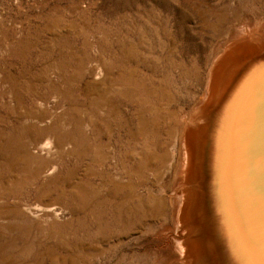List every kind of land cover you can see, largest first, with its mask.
<instances>
[{"label": "rangeland", "instance_id": "1", "mask_svg": "<svg viewBox=\"0 0 264 264\" xmlns=\"http://www.w3.org/2000/svg\"><path fill=\"white\" fill-rule=\"evenodd\" d=\"M247 29L264 33V0H0V33L6 36L0 34V71H16L14 75L24 80L27 89L42 70L50 77L63 68L60 98L53 94L54 86L29 85L31 92L46 94V117L56 114L62 119L61 129L32 130L31 140L41 144L49 133L57 140L70 136L71 118L92 124L87 135L82 132L71 138L73 146L63 145L50 159L39 156L37 166L45 171L54 165L60 182L66 180L60 184L63 191L77 184L100 191L94 212L83 214L77 202V217L67 209L74 206L68 196H42L36 191L39 180H26L37 166H29L26 172L17 166L10 172L0 159L1 216L14 217L19 206L29 205L36 213L43 205L56 206L57 227L62 232H55L40 248L53 247L61 256L73 257L76 264H153L154 257L162 259L159 264H167L173 255L168 252L171 240L178 236L170 198L174 191L180 194L175 170L182 126L201 106L216 55ZM12 38L22 39L26 50L15 45L16 53L9 52ZM0 85V118L4 120L0 127L14 135L17 126L7 105V85ZM33 95L27 97L32 109ZM139 108H152L145 114L150 125L145 133H136ZM46 125L49 122L42 127ZM82 130L86 132L84 126ZM146 156L152 161L148 166L142 162ZM114 179L125 186L124 194L140 198L144 207L137 216L118 219L113 214V204L107 202V180L118 182ZM120 201L118 196L116 202ZM46 222L43 217L38 223L48 228ZM8 225L14 232L0 230V256L22 263L27 256L23 248L31 238L20 234L23 223L10 220ZM19 251H26L23 257ZM44 262L51 264L47 258Z\"/></svg>", "mask_w": 264, "mask_h": 264}, {"label": "bare ground", "instance_id": "2", "mask_svg": "<svg viewBox=\"0 0 264 264\" xmlns=\"http://www.w3.org/2000/svg\"><path fill=\"white\" fill-rule=\"evenodd\" d=\"M244 28H247V26H243V29ZM0 34L2 38H6L3 31H1ZM9 40L7 47L9 52L16 53L14 52L15 45H17L18 48H22V52L26 50L22 39L13 40L12 38ZM3 46L4 45H2V47ZM19 51L21 52V50ZM13 55L14 54H12V56ZM9 65L11 66V64ZM21 66L24 67L25 65L23 66V64H21ZM62 69L63 68L59 67L58 71L53 72L50 77H47L45 71L43 72L42 70V74L39 75V77L36 76L37 79L33 80L39 87L43 86L44 83L54 86L53 91L56 92L53 94L59 97L60 94L58 87L60 86L61 72H63ZM23 71H25L24 68ZM0 72L3 76L1 77L0 84L3 83L7 85V90L5 89L9 96L7 105L8 107L10 106L12 111V116L14 117V122L16 124L14 126H17L16 132L14 131L15 134L13 133L14 135H11V133L0 127V159L10 172L15 171L16 169L14 170V168L17 166H20V171L26 172L28 168H30L29 166L38 165L37 161L40 159L39 156L43 157L45 155V157L50 159L55 151L61 150L63 145L73 146L74 140L71 138H74L77 133L83 132L87 135V130L92 127V124L83 123L71 118V120H69L70 136H66V134L61 135L58 137L59 140H57L54 133H49V137H47L41 144L37 143L35 140L32 141L31 136L34 133V131L31 132L32 130H47L48 132L50 129L52 130L54 128V130L57 131L62 128H59L62 119L58 118V115L56 114L46 117V100H44L46 94H42L39 90H37V94L36 92H31V86L35 82L32 85L27 84V89H25L23 86H26V83L17 75H14L16 71L14 74L7 69ZM19 73L20 72L17 74ZM21 75L22 74H20V76ZM24 76L27 77L26 75ZM262 77L264 111V33L259 34L257 29H247L246 31L241 32V35L238 36L237 39L228 43L225 46V49L220 52L218 56L216 55L207 75L204 96L200 102L201 106L196 108L198 109L196 112L193 111L194 113L182 126L178 168L175 170V179H180V194L177 191H174L170 198V204L174 208L173 224L176 228L175 233H178V236H173V239L171 240L172 248H168V252L173 255L167 259V264H259L262 256L260 253L254 252L247 241L244 240L246 244L244 243L238 230L235 216L232 214V209L227 204V194L224 189L221 191V183L224 177L223 168L225 170L227 154L230 152L228 146L231 144V132L234 124L233 120L235 118V114L233 115L234 110L235 108L237 110L238 107L240 110L244 108L248 102V98L247 100L244 99L247 94L249 98L254 96L253 100L255 98L258 100L260 99L259 81ZM29 85H31V88H29ZM3 88H6V86L4 87L3 85ZM29 93L30 97L32 96V93L34 94V109L29 107L27 103ZM244 100L245 102L243 103ZM237 103L239 104L237 105ZM151 110L152 108H139L136 110L135 118L137 117L138 125L136 133L146 132L145 130L149 125V121L145 114ZM110 116H112V112L109 109L107 101V117ZM73 117L75 116L73 115ZM3 121V118H0V126ZM45 122H49V125L42 127ZM83 126L86 132L82 130ZM129 131L130 135H134L131 129H129L128 132ZM224 132L227 133L225 141ZM138 152H141V150ZM4 153L6 154V157L2 159L1 155ZM149 157L146 156L145 159H142V162L146 164L145 166L150 165L152 162ZM221 157L223 158V162H221L222 164L220 163ZM132 158L133 157H131V159ZM39 166L32 168L31 176L29 179H26L32 183H34L35 180H39V184L36 187L37 193L39 192L42 196L54 195L57 198L64 195L68 196L74 206L70 205L67 209L77 217L80 213H75L74 207L78 206V203L81 210H83V214L86 212H94L96 206L99 205L100 202V191L82 188L78 184L75 186L68 185L66 190L63 191L60 185L62 181L60 182L58 179L56 167L52 165L50 169L43 171ZM17 169L19 168L17 167ZM117 181L118 182L107 180V202L113 204L111 207L113 214L117 216L118 219H120L122 215H129V218L131 215L138 214L140 209L144 207H141L142 202L140 198L132 193L128 195L124 194L125 186L119 182V180ZM174 188L176 189L177 187ZM118 196H121L120 202H116ZM135 198L138 199V202L134 201ZM1 202H3L2 196H0V203ZM4 204L5 203H3V205ZM153 205L150 207L152 208ZM13 206L17 208L15 205ZM28 206L29 205L23 207L19 206L18 208H20V211L14 215V217L9 213L1 216L0 213V230L13 233L14 228L9 226L8 222L10 220L18 221L19 223H23V227L20 229V234H27L28 237L31 238V240L29 239L30 242H27L26 246L23 248L27 251V256L24 258L26 259L25 261L23 260L22 263H13L5 258V256L3 257V255H1L0 264H46L44 262L45 258L49 259L51 264H76V260L73 257H70L67 254L61 256L55 251V249H53V247L48 250L40 248L45 244L44 242L46 240L52 239L54 235L56 236V234H54L55 232H62V230L57 227L58 224L56 218L58 214L54 209L56 206L52 207V205H43L39 207L40 209L38 213L33 212L34 210ZM43 217L47 218L46 223L48 228L42 227L38 223L39 219L41 221V218ZM6 222L7 224L5 225ZM108 223L109 221L107 220V226ZM97 227L100 228L99 225H97ZM59 242L63 246L67 245V242ZM35 248H40V250L34 252ZM83 248L84 247H81L80 250L83 251ZM26 251H19L18 254L21 257ZM152 260L153 264H159L162 261V259L158 257H154Z\"/></svg>", "mask_w": 264, "mask_h": 264}, {"label": "water", "instance_id": "3", "mask_svg": "<svg viewBox=\"0 0 264 264\" xmlns=\"http://www.w3.org/2000/svg\"><path fill=\"white\" fill-rule=\"evenodd\" d=\"M260 99L244 98L242 110L235 108L231 144L226 158L221 191L224 189L243 241L263 257L264 251V111L263 77ZM243 101V103L245 102ZM242 103V105H243ZM239 103H237L238 105ZM239 105V106H242ZM237 107V106H236ZM227 133L224 132V141ZM223 162L221 157L220 163ZM222 164V163H221ZM244 241V243H245ZM246 244V243H245Z\"/></svg>", "mask_w": 264, "mask_h": 264}, {"label": "snow or ice", "instance_id": "4", "mask_svg": "<svg viewBox=\"0 0 264 264\" xmlns=\"http://www.w3.org/2000/svg\"><path fill=\"white\" fill-rule=\"evenodd\" d=\"M259 264H264V257L261 258V260L259 261Z\"/></svg>", "mask_w": 264, "mask_h": 264}]
</instances>
